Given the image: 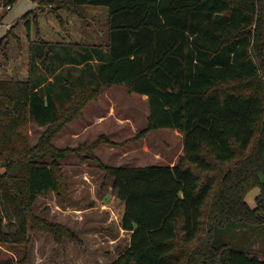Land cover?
I'll list each match as a JSON object with an SVG mask.
<instances>
[{"label": "trees", "instance_id": "trees-1", "mask_svg": "<svg viewBox=\"0 0 264 264\" xmlns=\"http://www.w3.org/2000/svg\"><path fill=\"white\" fill-rule=\"evenodd\" d=\"M42 1L85 20L89 5L106 6L109 34L97 46L42 39L30 61L42 77L0 79V245L17 254L0 255V264H29L32 233L61 249L83 246L79 232L35 212L44 194L69 196L62 161L71 154L111 179L120 227L132 233L109 264H264V251L220 238L237 223L264 225V0ZM33 13L24 15L28 27ZM56 61L70 74L57 73ZM122 85L148 98L135 139L163 129L184 135L175 166L108 165L96 155L113 143L106 135L75 150L52 142ZM29 123L46 128L35 144Z\"/></svg>", "mask_w": 264, "mask_h": 264}, {"label": "rangeland", "instance_id": "rangeland-1", "mask_svg": "<svg viewBox=\"0 0 264 264\" xmlns=\"http://www.w3.org/2000/svg\"><path fill=\"white\" fill-rule=\"evenodd\" d=\"M5 3V0H0V79L42 77L45 74L42 66L33 71L30 69L31 47L42 39L52 43H87L93 46L108 40L109 10L106 6L89 5L85 20L66 10L56 9V5L42 4L40 0L36 3L32 0H15L10 10L5 9ZM30 10L34 13L29 17L28 27L24 15ZM34 15L38 24L33 20ZM58 61L57 68H61ZM61 71L63 76L70 74L63 67ZM73 72L74 77H78L79 69ZM226 88L239 89L238 85L233 84ZM96 115H110V118L97 123L98 127H95L92 124L96 123ZM147 116L148 100L129 93L123 85L113 86L98 100L90 102L80 117L64 125L63 131L52 142L59 148L75 150L82 143H91L100 135H106L113 143L101 144L96 155L108 165L145 166L158 161L167 162L165 155L171 151L166 149L178 150L181 144L178 131L157 130L144 138L135 139V135L146 125ZM120 118L129 119L130 123H119ZM45 130V127L29 123L31 144H35ZM104 130L110 133H103ZM145 146H149V149ZM162 154L164 159L160 157ZM62 164L66 167L69 196H59L53 192L44 194L38 197L35 212L79 232L83 246L67 243L61 249L54 244L50 235L32 233L29 264H109L129 242V235H122L119 225L105 224L107 216H118L112 181L100 173L96 163L83 162L74 154L69 155ZM260 193L261 190L255 188L247 195L246 202L251 208L257 207L256 197ZM220 238L238 248L257 251L258 255L264 251V225L237 223L221 232ZM12 254L17 257L10 247L0 245L1 256Z\"/></svg>", "mask_w": 264, "mask_h": 264}, {"label": "crops", "instance_id": "crops-1", "mask_svg": "<svg viewBox=\"0 0 264 264\" xmlns=\"http://www.w3.org/2000/svg\"><path fill=\"white\" fill-rule=\"evenodd\" d=\"M56 43H59V42H56ZM84 45H86V46H93V45H90V44H87V43H85ZM93 62H97V61L95 60ZM30 69H31V67H30ZM56 69H57V73H58L59 71H61L62 67L61 68H57V65H56ZM29 77H27V78H29ZM50 80L52 81L53 79L50 78ZM143 97H144V99L146 101L148 100V98L146 96H143ZM109 118H110V115L109 116H107V115L106 116L96 115V117H95L96 123L95 124H92V125H94L95 127H98V125H96L97 123L105 122ZM118 121H119V123L120 122H123L124 125H128L130 123V122H128V121H130L129 119H121L120 118V119H118ZM146 125H147V123H146ZM146 125H144L143 128H145ZM169 130L170 131H177V130H174V129H169ZM103 133H108L109 134L110 132H108L107 130H104ZM178 134L180 136L179 139H181V144H179L178 150H175L173 148H170V149L167 148L166 149V151H168V150L171 151L170 153H168L169 155L168 154L165 155L166 156L165 159H168L167 162L161 163V162L158 161V163L147 164L145 166H172V167L175 166L179 162V159L183 155V152H184V135L181 132H179V131H178ZM145 148L149 149V146H145ZM160 157L163 158L164 155L162 154V156H160ZM124 166H130V165H124ZM130 167H144V165H135V166H130ZM107 218L108 219L105 222V224H108L109 225L111 223L112 224L115 223L116 225H119V227H120V224H119V216H107ZM120 232H121L122 235H125V233H127L129 235L128 237H129V241H130L131 235H132L131 232H127V231L123 230L121 227H120ZM128 244H129V242H128Z\"/></svg>", "mask_w": 264, "mask_h": 264}, {"label": "built area", "instance_id": "built-area-1", "mask_svg": "<svg viewBox=\"0 0 264 264\" xmlns=\"http://www.w3.org/2000/svg\"><path fill=\"white\" fill-rule=\"evenodd\" d=\"M12 8V4H8L5 6V9L10 10Z\"/></svg>", "mask_w": 264, "mask_h": 264}]
</instances>
